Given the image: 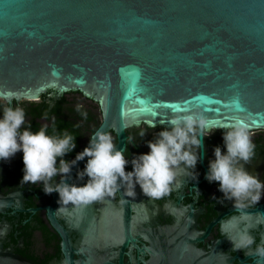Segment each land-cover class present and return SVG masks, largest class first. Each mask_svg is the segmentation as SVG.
Here are the masks:
<instances>
[{"label":"water","instance_id":"water-1","mask_svg":"<svg viewBox=\"0 0 264 264\" xmlns=\"http://www.w3.org/2000/svg\"><path fill=\"white\" fill-rule=\"evenodd\" d=\"M48 90L95 97L121 140L189 109L264 128V0H0V98ZM159 239L148 264L245 262L179 228ZM0 264L36 263L0 242Z\"/></svg>","mask_w":264,"mask_h":264},{"label":"flooded vegetation","instance_id":"flooded-vegetation-1","mask_svg":"<svg viewBox=\"0 0 264 264\" xmlns=\"http://www.w3.org/2000/svg\"><path fill=\"white\" fill-rule=\"evenodd\" d=\"M77 105H82L78 112ZM5 106H19L26 112L25 125L38 132L44 125L47 134L68 131L76 138V148L64 159L73 160L88 146L91 134L99 129L104 120L100 103L93 96L80 90L59 94L48 90L37 98H14L12 102L0 98V118ZM81 112L86 113V116ZM164 128L151 127L146 123L128 124L124 139L114 126L111 132L114 143L125 150L129 160L126 171H132L131 160L150 151L147 142ZM170 130V128H169ZM144 131L145 136L139 133ZM255 156L245 169L258 174L264 182V128L252 129ZM224 129L217 128L204 137V149L195 170L181 174L174 182L172 191L162 199L143 195L139 185L135 196L129 197L123 189L114 198L79 208L66 206L59 211L58 193L43 192V182L23 184V153L17 152L10 160L0 161V242L15 254L33 260L36 264H148L159 243L160 227L187 231L193 243L207 251L216 244L227 253L244 257V264H259L260 257L254 249L264 242V196L250 207L238 209L223 197L217 182L205 178L209 161L215 159L214 148L223 143ZM128 137L132 143L128 144ZM87 158L73 166L67 182L83 186L87 177L80 179ZM61 177L53 178L58 183ZM248 231L255 243L248 249H235L230 237Z\"/></svg>","mask_w":264,"mask_h":264},{"label":"clouds","instance_id":"clouds-1","mask_svg":"<svg viewBox=\"0 0 264 264\" xmlns=\"http://www.w3.org/2000/svg\"><path fill=\"white\" fill-rule=\"evenodd\" d=\"M82 105H77L80 112ZM86 116V113L81 112ZM24 108L5 106L0 118V161L10 160L17 152L23 153V184L43 182V192L58 193V210L66 206L79 208L114 198L122 189L126 196L136 194L139 185L143 195L162 199L172 191L174 182L181 174L195 170L204 149V137L217 128L224 129L223 143L226 152L220 146L214 148L215 159L209 161L205 178L209 183L217 182L223 197L233 202L238 209L258 204L264 196V182L258 174L249 173L245 165L255 156L254 135L249 124L243 119H235L230 124L218 126L204 110L189 109L172 113L167 120L169 128L158 132L155 138L147 142L148 153L140 154L131 160L132 171H126L129 160L125 150L114 143L111 132L103 128L91 134L89 144L69 161L64 157L76 148V138L68 131L62 134L48 135V126L38 132L25 125ZM155 127V125H150ZM141 131L139 135L145 136ZM128 144L132 137H128ZM87 158L83 170L78 171L80 179L87 177L83 186L69 184L72 168ZM60 176L58 183L53 178ZM235 249H248L255 243L248 231L230 237ZM259 257H264V242L254 249Z\"/></svg>","mask_w":264,"mask_h":264}]
</instances>
